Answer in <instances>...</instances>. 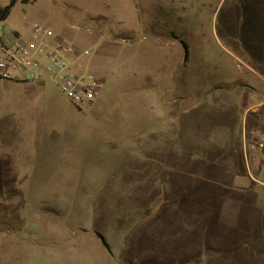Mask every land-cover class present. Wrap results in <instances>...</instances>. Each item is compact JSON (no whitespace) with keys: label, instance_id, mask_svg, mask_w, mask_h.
Segmentation results:
<instances>
[{"label":"rangeland","instance_id":"374dc122","mask_svg":"<svg viewBox=\"0 0 264 264\" xmlns=\"http://www.w3.org/2000/svg\"><path fill=\"white\" fill-rule=\"evenodd\" d=\"M34 26L126 47L115 63L82 43L90 72L110 74L88 113L0 80V264H264V189L243 149L264 140V0H28L3 43Z\"/></svg>","mask_w":264,"mask_h":264},{"label":"built area","instance_id":"2783aa9c","mask_svg":"<svg viewBox=\"0 0 264 264\" xmlns=\"http://www.w3.org/2000/svg\"><path fill=\"white\" fill-rule=\"evenodd\" d=\"M32 40L3 43L0 28V80L23 84L51 85L79 113L90 112L104 81L92 75L76 56L74 47L47 28L34 26ZM244 137L243 149L249 179L264 189V140L252 133ZM257 153L251 160V154ZM254 164L256 166H254Z\"/></svg>","mask_w":264,"mask_h":264},{"label":"crops","instance_id":"0c3cea01","mask_svg":"<svg viewBox=\"0 0 264 264\" xmlns=\"http://www.w3.org/2000/svg\"><path fill=\"white\" fill-rule=\"evenodd\" d=\"M87 41L90 42L92 48L96 49V53H95L96 56L112 57V59L115 61V63L118 62L119 56H121L124 48L126 47V45L123 42L110 41L107 38H103V37L99 36V34L97 35V34L90 32L89 30H85L84 33L81 31L76 32V35L73 36L71 43L73 44L76 56L79 57V61L83 64V66L89 72L91 71L90 70L91 64L87 63V62H83V60L85 59V57H87L90 54V49H89V52H86L85 49H81L82 43L87 42ZM91 74L94 75L96 78L102 79L104 81L103 90L99 94V96L96 100V105L94 107V109L95 108L99 109V106L101 105V100L103 98V91H104L105 85H106L105 83L107 80H110V74L107 72L102 73V74H97V73H91ZM113 87H115L114 83H113ZM229 99L231 100V97H229L228 100ZM94 109H93V111H94ZM249 111L250 110L248 109V112ZM141 114H144V113H141ZM181 114H184V112H181ZM182 118L183 117H181V119ZM171 124H172V122L169 123L168 125L170 126ZM137 128H140V131L146 130L144 125H141V124ZM148 129H149V131H155L157 129V125L156 124L148 125ZM246 194H247L246 197H248V199H247V203H248L247 204V206H248L247 210H250V211L254 210L255 211L257 209L256 203H255V201H256L255 193H250V194L246 193ZM235 202L240 203V200H237ZM232 208H234L232 210H235V207H232ZM219 221L222 222L223 224L231 226L232 219L226 213H221Z\"/></svg>","mask_w":264,"mask_h":264},{"label":"trees","instance_id":"16d2710c","mask_svg":"<svg viewBox=\"0 0 264 264\" xmlns=\"http://www.w3.org/2000/svg\"><path fill=\"white\" fill-rule=\"evenodd\" d=\"M236 8H242L246 5L248 0H232ZM20 2L21 4H27L28 0H8V4L4 7L0 6V24L5 22L8 16L10 15L11 9L14 7V5ZM172 38L174 40L180 41V39L176 36L172 35ZM181 46L183 47L185 51L184 60L187 58V47L183 43H181Z\"/></svg>","mask_w":264,"mask_h":264}]
</instances>
